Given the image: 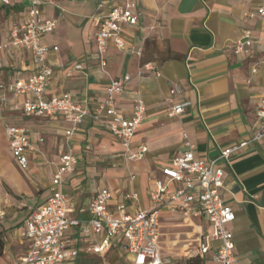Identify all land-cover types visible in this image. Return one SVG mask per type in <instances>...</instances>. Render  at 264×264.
<instances>
[{
	"label": "crops",
	"instance_id": "0c3cea01",
	"mask_svg": "<svg viewBox=\"0 0 264 264\" xmlns=\"http://www.w3.org/2000/svg\"><path fill=\"white\" fill-rule=\"evenodd\" d=\"M31 1L0 4V95L6 99L0 113V264H15L25 254L28 243L18 237V230L30 212L52 194L51 182L61 155L76 159L74 170L62 175L60 190L73 203L67 217L79 220L81 227L88 219L87 205L98 189L111 192L108 207L116 216L132 215L138 208L149 210V192L155 181L171 190L181 187L165 178L161 169L182 153L186 142L195 147L197 160L211 161L223 149L251 138L256 130L254 112L264 91V19L249 16L264 0H133L142 16L136 26L123 28L122 37L141 55L109 48L102 70L93 56L94 28L88 18L104 14L118 0H40L43 16L57 20L55 30L44 40L57 48L45 55L53 69L45 97L69 93L83 109L91 110L105 100L108 83L125 75L130 81L125 94L117 97V106L128 111L132 93L140 94L145 118L132 139L131 151L145 146L146 154L128 162L122 145L105 129L109 120L85 119L73 124L59 115L27 117L21 111L25 96L12 98L10 87L31 74L32 56L4 46ZM244 29L252 32L256 53L240 60L232 54L231 44ZM80 60L84 61L83 71L69 73ZM172 86L182 92L190 107L181 116L170 118L166 99L171 97ZM6 124L26 131L32 148L27 170H21L12 158L4 135ZM71 129L74 132L67 138L65 132ZM221 166V199L234 214L228 226L234 256L239 264H264V138ZM133 195L136 201L131 199ZM119 206L123 211L117 212ZM159 226L160 252L171 264H216L212 260L215 244L210 243V250L200 254L211 234L201 214L185 216L165 207L159 213ZM174 229L189 232L173 233ZM181 235L197 237L195 254L167 252ZM65 238L78 250L72 264H102L100 256L87 252L91 241L77 229ZM99 239L95 236L93 242ZM103 258L111 264L133 262L124 241L112 242Z\"/></svg>",
	"mask_w": 264,
	"mask_h": 264
},
{
	"label": "built area",
	"instance_id": "2783aa9c",
	"mask_svg": "<svg viewBox=\"0 0 264 264\" xmlns=\"http://www.w3.org/2000/svg\"><path fill=\"white\" fill-rule=\"evenodd\" d=\"M0 4L7 6L10 0H0ZM141 16L142 12L133 0H118L104 14H95L88 18L94 28L96 52L93 56L99 70L105 66L104 55L109 48L140 57V51H133L126 45L122 32L124 27L136 26ZM249 16L264 19V5L255 8ZM56 26L57 20L43 16L40 0H32L22 21L11 28L9 41L4 48L25 50L32 56L31 74L26 80H16L10 87L12 98L25 96L21 111L27 117L59 115L73 124L85 119H107L109 122L105 129L124 148V159L128 162L141 160L146 154L145 146H139L136 152L131 151L132 139L145 118V106L140 94L132 93V106L128 111L117 106V97L125 94L129 76L111 80L105 89V100L91 110L83 109L69 93H61L52 98L45 97L47 84L53 77V69L46 63L45 55L56 52L57 48L46 45L44 40ZM231 51L240 60L250 59L256 53L249 29L241 31L239 37L232 42ZM261 60L264 63V50ZM83 63V60L78 61L69 73L82 72ZM145 69L148 70L147 66ZM166 103V113L170 118L181 116L190 107V102L176 86H172L171 97L166 99ZM5 107L6 99L0 95V113ZM254 113L256 130L251 138L223 149L216 160H197L194 155L195 147L186 142L182 153L161 169L165 178L181 187L171 190L163 182L155 181L149 192V210L138 208L132 215L116 216L108 207L111 192L108 189L96 190L87 205L88 219L83 227L79 220L67 217L73 203L60 190L62 175L74 170L76 159L69 154L61 155L51 182L52 194L30 212L18 230V237L28 243V248L15 264H72L78 256V250L65 236L73 229L89 238L91 243L86 250L100 256L102 264H111L103 257L114 241L125 242L127 253L133 258L132 264H171V259L162 256L159 248V213L165 207L177 210L185 216L191 213L201 214L209 223L211 234L207 243L201 246L200 254H206L210 250V243L215 244L213 262L239 264L233 253V235L228 229L234 220V214L221 199L224 176L221 165L250 144L264 138V91ZM73 132L74 129L66 131L65 136L70 138ZM4 135L15 163L21 170H27L28 154L32 148L26 131L6 124ZM131 199L136 201L137 197L133 195ZM123 209V206H119L117 212ZM95 236L100 237L98 242H93Z\"/></svg>",
	"mask_w": 264,
	"mask_h": 264
},
{
	"label": "rangeland",
	"instance_id": "374dc122",
	"mask_svg": "<svg viewBox=\"0 0 264 264\" xmlns=\"http://www.w3.org/2000/svg\"><path fill=\"white\" fill-rule=\"evenodd\" d=\"M182 231L189 232V230L174 229L173 233H179ZM171 240H174V237H172ZM167 252L171 255L177 253H183L187 255L195 254L197 252V237L195 235L188 237L186 235H181L179 242L174 247L171 246L170 248H167Z\"/></svg>",
	"mask_w": 264,
	"mask_h": 264
},
{
	"label": "trees",
	"instance_id": "16d2710c",
	"mask_svg": "<svg viewBox=\"0 0 264 264\" xmlns=\"http://www.w3.org/2000/svg\"><path fill=\"white\" fill-rule=\"evenodd\" d=\"M2 251H3V240H2V236H1V233H0V257L2 255ZM199 262L195 261L194 263H190V262H187V264H198Z\"/></svg>",
	"mask_w": 264,
	"mask_h": 264
}]
</instances>
